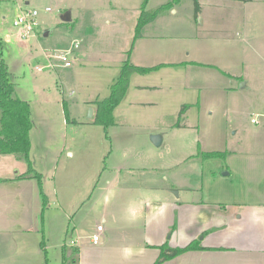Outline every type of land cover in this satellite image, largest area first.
I'll return each mask as SVG.
<instances>
[{"label":"rangeland","instance_id":"1","mask_svg":"<svg viewBox=\"0 0 264 264\" xmlns=\"http://www.w3.org/2000/svg\"><path fill=\"white\" fill-rule=\"evenodd\" d=\"M169 1L150 0L147 9ZM142 2L0 0L4 57L17 95L32 109L30 158L44 177L52 207L46 208L48 225L51 215L55 222L69 223L58 198L65 205L74 192L82 206L76 218L88 228L104 211L108 182L114 183L112 198L130 197L136 194L117 188L146 180L164 186L175 171L182 180L191 173L199 190L194 196H202V187L207 191L209 185L222 192L220 184L226 182L232 184L235 200L246 194L264 201V0H202L199 13L195 0H183L148 28L155 36L139 40L134 36ZM28 10L39 12L37 25L23 37L14 21ZM66 13L70 20H63ZM72 49V65L66 66L59 56ZM203 56L211 66L190 63L180 71L168 65L153 75L132 76L130 95L114 111L115 124L105 128L91 121L93 100L110 95L128 57L134 65H160ZM242 83L246 87L239 88ZM135 98L140 103L131 101ZM156 134L162 136L160 145L152 141ZM208 151L225 154L205 157ZM14 156L19 161L12 171H26L22 177L28 178V164ZM225 172L229 181L211 179ZM67 228L69 238L72 221ZM40 230L35 242L30 233L0 236V264H44ZM55 242L46 240L51 264L61 261Z\"/></svg>","mask_w":264,"mask_h":264},{"label":"crops","instance_id":"2","mask_svg":"<svg viewBox=\"0 0 264 264\" xmlns=\"http://www.w3.org/2000/svg\"><path fill=\"white\" fill-rule=\"evenodd\" d=\"M201 1L199 0L202 9ZM182 3L183 1L174 8L181 6ZM164 16L165 13L148 23L137 39L146 40L155 36L149 35L147 30L156 20ZM145 46L146 44L143 45ZM147 54L145 51V56ZM203 58L204 56L190 61L174 59L161 64L179 67L176 69L180 71L190 63L211 66ZM147 63L137 66H157L151 61ZM152 72L134 74L132 79L136 76L157 73ZM131 84L125 100L131 93ZM241 87H246V83L239 88ZM137 88L142 89L145 86L139 85ZM230 88L236 89V87ZM131 101L140 103L139 98ZM92 107L91 121L95 115L94 103ZM0 155L6 157L4 160L0 159V189H2L0 190V236L9 238L13 235L30 233L35 242L36 233L41 232V228L44 234L39 247L44 259L46 256L48 258L49 252L46 240L53 237L56 240L54 246L61 250V261L62 249L67 246L79 249V264H155L160 255L158 246L168 242L171 247H184L202 235L199 240L204 249L189 250L161 264H264V201L249 198L246 194L243 200H235L231 194L232 184L226 182L220 184L222 192L217 186L214 191L211 185L207 191L202 187V196H194L193 193L199 190L191 181V173L182 180L175 176V171L172 173V178L170 177L171 181L165 182L164 186H160L156 180L141 181L137 186L121 185L117 189H121L123 194L129 191L131 195L135 193L136 196L121 195L114 199L110 194L114 188V183L111 181L108 182L110 192L105 193V197L108 196L109 199L106 201L104 197V211L92 227H85L82 218H76L82 206L80 199H75L74 192L65 205L59 198L57 199L63 215L70 219L69 223L66 224L62 220L60 223L55 222L51 215L48 225L46 208L49 206V209H52V207L49 205L48 197V204L44 206L38 179L29 176L23 178L22 175L26 171L22 174H19V171H12L19 161L15 158V154ZM225 174L230 175L225 172L223 177L212 175L211 179L229 181ZM44 183L43 179V186ZM225 194L229 196L225 197ZM71 221L73 228L68 238L67 226H70ZM99 225L103 226L100 232L97 229ZM48 226L51 231L47 230ZM97 233H100V240L98 243H93L92 236ZM72 240L75 243L70 245ZM34 252H36L35 248ZM48 260L51 264L49 258Z\"/></svg>","mask_w":264,"mask_h":264},{"label":"trees","instance_id":"3","mask_svg":"<svg viewBox=\"0 0 264 264\" xmlns=\"http://www.w3.org/2000/svg\"><path fill=\"white\" fill-rule=\"evenodd\" d=\"M149 1L150 0H143L142 2L141 13L135 29V39L142 35L144 27L148 23L173 9L175 5L180 4L183 0H171L156 8L147 9ZM195 11L196 13L201 11L199 0H195ZM4 50V39L0 37V110L2 122L0 129V154H18L26 161L28 164L27 176L38 179L45 206L48 204V201L44 191L43 176L33 168L30 158L32 147L31 130L34 127L31 105L29 101L22 99L17 95L16 84L12 80L10 67L4 57ZM165 65L166 64H160L153 67H142L131 63L129 58L125 60L122 63L118 78L111 84L110 95L92 102L96 106L92 122L97 125H102L105 128L114 125V111L116 107L125 100L130 86L131 77L134 74L150 73ZM187 107L188 106H184L180 112L179 120L175 124L176 126H180V119ZM64 109L68 116L69 114L65 104ZM67 118L70 120L69 116ZM73 121L76 120L73 119ZM224 154L225 153L221 151H208L203 153L205 157H219ZM43 244L44 239L42 240V246ZM158 248L160 249V255L155 264H161L189 250L204 249L199 239L193 240L184 247H171L169 243L166 242L158 246ZM79 253L80 251L77 247L68 248L67 246H64L62 249L61 264H79ZM45 260L46 264H49L47 256L45 257Z\"/></svg>","mask_w":264,"mask_h":264},{"label":"built area","instance_id":"4","mask_svg":"<svg viewBox=\"0 0 264 264\" xmlns=\"http://www.w3.org/2000/svg\"><path fill=\"white\" fill-rule=\"evenodd\" d=\"M49 10V8L47 9ZM39 12L37 10H28L22 14H20L14 21V25L15 26H21L22 28V35L23 37H27L31 34V32L33 31L34 27L37 25V16H38ZM79 43L76 42L74 44V47H78ZM72 52V50L68 51V52H64L62 53L59 58L62 61H65L66 66H70L71 65V61L69 60V53ZM253 122L258 123V120L252 119ZM98 231H102L103 230V226L99 225L97 227ZM100 238V233H97L95 235L92 236V241L93 243H98ZM71 244H74V240H72L70 242Z\"/></svg>","mask_w":264,"mask_h":264},{"label":"water","instance_id":"5","mask_svg":"<svg viewBox=\"0 0 264 264\" xmlns=\"http://www.w3.org/2000/svg\"><path fill=\"white\" fill-rule=\"evenodd\" d=\"M63 20H70L71 16L70 13H66L62 15ZM244 85V83L241 84V86ZM90 118L93 116V109L91 108L90 110V114H89ZM152 141L156 144V145H160L162 142V136L160 135H153L152 137Z\"/></svg>","mask_w":264,"mask_h":264},{"label":"clouds","instance_id":"6","mask_svg":"<svg viewBox=\"0 0 264 264\" xmlns=\"http://www.w3.org/2000/svg\"><path fill=\"white\" fill-rule=\"evenodd\" d=\"M108 199H109V197L106 196V197H105V200L107 201ZM133 214H135V210H133ZM126 251H130V250L126 249Z\"/></svg>","mask_w":264,"mask_h":264}]
</instances>
